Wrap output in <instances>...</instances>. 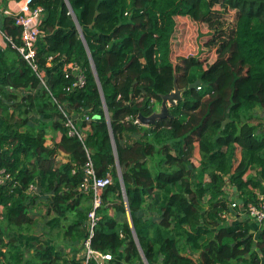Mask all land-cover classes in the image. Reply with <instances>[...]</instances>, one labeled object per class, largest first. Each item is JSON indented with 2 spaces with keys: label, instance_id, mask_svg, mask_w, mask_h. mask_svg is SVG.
<instances>
[{
  "label": "trees",
  "instance_id": "trees-1",
  "mask_svg": "<svg viewBox=\"0 0 264 264\" xmlns=\"http://www.w3.org/2000/svg\"><path fill=\"white\" fill-rule=\"evenodd\" d=\"M32 6L42 9L36 57L42 79L14 47L0 48V171L11 175L0 185V264H78L91 209L90 195L79 189L87 157L63 126L60 105L86 132L97 176L113 180L96 211L94 249L118 264H144L136 237L147 264L264 263V225L258 230L248 219L228 224L220 217L229 210L225 176L244 205L264 194V0H33ZM182 19L199 24L197 33L189 24V36L200 59L178 54ZM0 30L20 43L21 28L2 12ZM61 57L84 72L82 89H67L73 78L64 76ZM174 79L182 100L169 108L171 119L133 123L158 109ZM197 80L200 90L190 89ZM49 132L60 134L52 146ZM60 153L65 162L57 160ZM39 203L49 217L41 231L47 240L31 235Z\"/></svg>",
  "mask_w": 264,
  "mask_h": 264
},
{
  "label": "built area",
  "instance_id": "built-area-1",
  "mask_svg": "<svg viewBox=\"0 0 264 264\" xmlns=\"http://www.w3.org/2000/svg\"><path fill=\"white\" fill-rule=\"evenodd\" d=\"M8 2H14L16 4V11L7 8L6 6L4 7L2 1L0 0V12L6 16L13 17L15 24L21 28V34L19 38L20 43L15 45L12 39L0 30V48L4 49L7 44L14 47L20 57L31 67L33 72L37 73L38 77L42 79L43 74L38 72V65L36 63L37 44L43 35V32L40 30L42 9L40 7H33V0H8ZM61 58L63 62L61 69L64 73V76L66 78H73L71 85L67 89L70 91L82 89L86 83L84 72L78 67L77 64L66 63L64 62L65 58ZM53 60V57H48L46 66H52ZM41 81L43 82V80ZM197 90H200V87H197ZM59 108L64 117L61 119V122L67 129L68 135L71 137L76 136L81 141L87 157V160L82 167L84 176L79 189L81 192L88 193L90 195L91 209L87 214V236H85V238L80 241L81 249L77 253L75 259L78 261V264H118L120 260L116 259L113 254L96 250L91 244L94 227L98 220L96 211L102 205V192L106 187L113 183V180L109 175L104 177L97 176L90 157L91 152L84 145L86 132L74 123V121L69 117L67 112L64 111L61 105ZM156 111H158V109ZM84 116L85 120L88 121V116ZM129 119V117L126 118V120ZM133 123L141 125L138 118H135ZM197 155L194 158L196 159L194 162L196 164L199 161ZM57 160L65 162L66 156L63 155V153H60L57 156ZM10 178L11 175L8 172L5 170L0 171V185L5 184L10 180ZM224 181L225 184L223 189L228 198L229 210L223 212L220 217L228 224H232L244 216L253 224H256L257 229L259 230L264 225V194L257 193L255 202L244 205L243 203L239 202L238 193L229 182L227 176L224 177ZM35 190L36 188L33 185H30L28 191L35 192ZM68 251L69 249H67V252Z\"/></svg>",
  "mask_w": 264,
  "mask_h": 264
},
{
  "label": "rangeland",
  "instance_id": "rangeland-1",
  "mask_svg": "<svg viewBox=\"0 0 264 264\" xmlns=\"http://www.w3.org/2000/svg\"><path fill=\"white\" fill-rule=\"evenodd\" d=\"M185 21L186 20H183V19L180 20V24H179V27H178V30H179L178 31V34H179L178 36H179V38L183 42V47L181 48V50H180V52L178 54L181 55V56L194 55V56H196V57H198L200 59L201 55L198 54V50L196 49V47L193 48L195 46L194 45L195 36H193V34L189 36V32H190V30H189V24H192L195 27V32L196 33H197V28H198V25L199 24L192 23L191 21H189V24H185ZM225 25L228 28V30H231V29L234 28V24H233L232 21H228ZM214 34L215 33H213V34L212 33H209L208 34L209 37H207V39L210 40L212 38V36H214ZM159 106H158V109H159ZM258 122H260V120L253 121V123H258ZM59 136H60L59 133H55L54 134V137H53V134L49 132L48 135L46 136V145L47 146H52V143L54 141H57L59 139ZM195 146L197 147V143H196ZM193 154H195V152ZM196 155H194L192 157V159H191L193 162L196 161V159H194L196 157ZM45 210H46V205L43 204V203H39L36 206V208L33 210V212H32V216L36 220L37 226L36 225L33 226L34 227L33 228L34 231H33V234H31V235H35L37 237H40V238H42V240H47L45 238V236L43 237L42 232H41L43 229L45 231L48 230L45 227V224H46V221L49 219V217H47V215H45ZM110 213L112 214V211ZM59 230L60 229H55L50 234L51 235H55L56 233L59 232ZM55 243H58L61 248H64V246L62 245L63 243L60 240L56 241Z\"/></svg>",
  "mask_w": 264,
  "mask_h": 264
},
{
  "label": "water",
  "instance_id": "water-1",
  "mask_svg": "<svg viewBox=\"0 0 264 264\" xmlns=\"http://www.w3.org/2000/svg\"><path fill=\"white\" fill-rule=\"evenodd\" d=\"M84 45H85V48L87 50V55L89 57V62H90V66H91V69H92V74L94 76V79L98 85V87L100 88V85H99V82H98V78H97V74H96V71H95V68H94V65H93V62H92V59L90 57V53L86 47V44H85V41H83ZM200 84V81H195L194 83H192L189 88H196L197 85ZM100 92H101V89H100ZM182 90H180L178 87H177V84H176V79H174L173 81V91H171L170 93L166 94V95H163L161 97V103H160V106H159V109L158 111L156 112H153L151 115L149 116H143V115H138L137 118L138 120L140 121V123L144 126H151V125H154L158 120H162V119H165V118H168V119H171V115L169 114V108L170 107H173L177 104V102L181 101L182 100ZM101 96V99H102V102L104 104V98L102 96V94L100 95ZM104 114H105V121L107 122V126H108V129H109V132H111V129H110V124H109V118H108V113L106 111V109L104 110ZM229 122L228 119H226L221 127L223 128L226 123ZM262 133H264V128L261 130ZM111 135V134H110ZM111 143L114 147V142L113 140L111 139ZM116 157V156H115ZM116 169H117V173H118V179H119V183H120V186H121V190L122 192L124 193V187H123V182H122V179H121V174H120V167H119V164L118 162L116 163ZM129 213H128V217H129ZM130 218V217H129ZM129 224H130V227H131V230H132V233L134 235V229H133V225H132V222L130 221L129 219ZM135 236V235H134ZM135 240V243L138 247V250L140 252V255H141V258H142V261L144 262V264H147L144 257H143V254L141 252V249H140V246L138 244V241L136 239V237L134 238Z\"/></svg>",
  "mask_w": 264,
  "mask_h": 264
},
{
  "label": "crops",
  "instance_id": "crops-1",
  "mask_svg": "<svg viewBox=\"0 0 264 264\" xmlns=\"http://www.w3.org/2000/svg\"><path fill=\"white\" fill-rule=\"evenodd\" d=\"M6 7L7 8H10L11 10H13V11H16V9H17V6H16V4L14 3V2H8L7 4H6ZM212 38H213V36H212ZM211 38V39H212ZM210 39V40H211ZM195 145H196V143H195ZM194 152H195V154H198L197 156H198V158H199V153H198V146L196 147L195 146V148H194ZM238 153V154H237ZM236 157H237V160H239V158H240V149L238 148V149H236ZM247 176H254L255 175V172L254 171H248L247 172ZM241 219H247L246 217H244V216H242V218ZM241 219H239V220H241ZM238 220V221H239ZM262 264H264V263H262Z\"/></svg>",
  "mask_w": 264,
  "mask_h": 264
},
{
  "label": "clouds",
  "instance_id": "clouds-1",
  "mask_svg": "<svg viewBox=\"0 0 264 264\" xmlns=\"http://www.w3.org/2000/svg\"><path fill=\"white\" fill-rule=\"evenodd\" d=\"M154 112H156V111H154Z\"/></svg>",
  "mask_w": 264,
  "mask_h": 264
}]
</instances>
